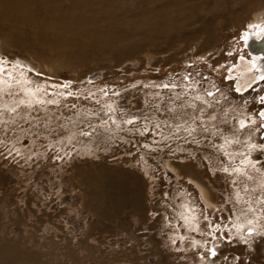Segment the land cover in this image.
<instances>
[{"label": "rangeland", "instance_id": "obj_1", "mask_svg": "<svg viewBox=\"0 0 264 264\" xmlns=\"http://www.w3.org/2000/svg\"><path fill=\"white\" fill-rule=\"evenodd\" d=\"M256 13L264 17V0H0V55L41 73L30 75L49 92L64 91L51 85L68 81L73 92L42 95L58 103L19 105L15 112L9 109L23 95L0 93V264H201L206 250L194 249L193 239L219 247L209 264H264V234L248 244L207 235L204 208L182 179L181 164L190 153L204 163L197 137L184 131L200 113L187 106L191 97L182 87H159L182 86L189 74L202 90L215 84L219 103L203 121L214 114L212 125L230 135L245 100L248 111L260 108L256 93H236L221 67L231 65L227 52L239 47L233 42ZM105 86L107 97L99 92ZM105 101L118 122L135 116L137 123L102 124ZM207 152L212 171L219 170L212 147ZM173 166L179 175L170 178ZM207 179L208 190H222V203L212 196L222 205L216 222L235 219L231 213L243 205L234 207L230 197L236 191L245 197V184L253 203L259 196L244 177L222 171ZM185 208L200 217L204 234L185 228L179 216Z\"/></svg>", "mask_w": 264, "mask_h": 264}, {"label": "snow or ice", "instance_id": "obj_2", "mask_svg": "<svg viewBox=\"0 0 264 264\" xmlns=\"http://www.w3.org/2000/svg\"><path fill=\"white\" fill-rule=\"evenodd\" d=\"M257 41L260 44V55H254L251 52L245 53V49L250 48L251 41ZM234 45H239L235 50L227 52L229 57H232V63L229 66L224 67L227 72L226 79L234 81V91L243 95V92L251 89L256 93L254 99L257 100L260 108L256 111H248L246 106L248 101H244L245 109L241 110L235 117V123L231 130L230 135H226L220 132L219 140L217 144L219 152L228 161L227 166L222 168V171L228 175L244 177L248 181H253L252 192L259 190V196L255 203L251 197H247L249 187L247 184L244 185L243 191L246 194L245 197L241 196L240 191H236L233 199V206L243 205L236 212L231 213L235 216L234 220H230L227 224L216 222L213 223L209 219V215L203 214V220L205 221V227L207 228V235L213 240L216 239H228L229 241L233 238L239 239L242 243L248 244L255 235L264 234V225H259V221L264 219V162L261 161L260 156L254 154L259 152L264 154V19L257 22H249L244 28L238 33L234 40ZM239 62V63H237ZM243 66L244 71L248 73L247 79L243 87L240 84V74L234 72L238 67ZM191 67V65H189ZM30 74L36 76L42 75L36 72L34 68L23 64L19 59L11 60L6 56L0 55V93L7 95H23V99L19 100V104L11 107L9 110L12 112L16 111L19 105H24L28 108H32L34 105L57 104L58 101L53 99H42L41 96H64L65 98L73 96L71 90V82H64L61 84H53L52 88L63 89L62 92H49L48 86L35 82L31 78ZM186 82L182 86L176 84H162L159 87L163 89H175L182 87L184 91L181 93L184 96H190L191 99L187 102V106L193 110H198L200 117H193L192 125L184 127V131L191 135L196 128L193 126L196 124L197 119L203 124L204 113L207 109L213 107V103H219L215 100L216 93L220 91L215 84L210 89L202 90L199 87V81H192L190 74L184 76ZM203 80L207 81V77H202ZM99 92L101 95L107 97L109 95L107 86L100 88ZM178 94L177 99H179ZM94 95L88 93V96ZM112 95H119L118 92H113ZM86 96L85 98H88ZM77 98H79L77 96ZM212 98V99H209ZM95 103L100 104L99 98L96 99ZM102 107L105 109V115L107 120H103L102 124L111 123L116 125L117 128L121 124L135 125L137 118L135 116L121 117L118 118L114 115L117 109L112 103L104 102ZM214 114H209L208 119L211 121L216 120ZM187 123V122H185ZM182 125H177L179 130ZM205 131L208 129L205 127ZM150 129L144 127L142 132H148ZM259 133V142L253 139L254 135ZM213 136L217 135V130H213L211 133ZM241 134H244V138L241 139ZM80 135L87 136L88 132H81ZM68 141L71 142L72 136L67 137ZM147 147V145H145ZM19 154V153H17ZM71 155V153H67ZM239 157V162H236V157ZM259 165V166H258ZM253 173L258 174L254 176ZM232 184L237 185V180L233 179ZM180 219L183 221L185 228L191 232H198L204 234L201 228L200 217L194 214V209L185 208L184 211L179 213ZM259 225V226H258ZM226 230V231H225ZM180 240H184V236L180 237ZM175 244L176 241H173ZM206 243L201 244L200 241L195 239L192 240V246L194 249L199 250L205 248V253H199V260L201 264H209V258L217 255L216 247H206Z\"/></svg>", "mask_w": 264, "mask_h": 264}, {"label": "flooded vegetation", "instance_id": "obj_3", "mask_svg": "<svg viewBox=\"0 0 264 264\" xmlns=\"http://www.w3.org/2000/svg\"><path fill=\"white\" fill-rule=\"evenodd\" d=\"M190 108V107H189ZM192 109V108H191ZM193 110V109H192ZM190 112L187 114L188 115V119H189V121H190ZM205 114V113H204ZM204 117H205V115H204ZM204 119V118H203ZM189 121H188V124H189ZM198 121H199V124L197 125V124H195V125H193L195 128H196V130L191 134V135H188V133L187 132H185V135L186 136H192V137H197V140H198V146L201 148V150L202 149H204V150H202V153L200 152V150H199V152L201 153V156L203 157V160H204V163L202 164V163H200V164H198V162H197V160L195 159V157L190 153L189 154V157L187 156V158L183 161V162H181V164H183L184 166H186V172H185V175L183 174V178L182 179H184V182L188 185V186H191L194 190H196L197 191V193H198V201H199V204H200V206L202 207V208H204L203 210V214H207V215H209V219L213 222H216V221H218V220H221L222 218V214H219V216H217L216 214V212L217 211H219L220 210V208L222 207V205L220 204V205H218V204H216L214 201H213V199L215 198V199H217V202L219 201V202H221L222 203V199H221V197H222V190H220V189H218V195L216 194V192H217V190L216 189H210V190H208V187H211L212 186V184L210 183V181L207 179V176L209 175L210 177H212V178H215L216 177V175H218V174H220V173H222V170H221V168H222V165H221V159H219L220 157H219V153L217 152V150L219 151V149H218V147H217V144L220 142V140H219V135H220V132H223V129H221L222 128V126L223 125H212L213 124V122H211V121H209V122H207L206 120L205 121H203V124H201L200 123V120L198 119ZM190 122H192V121H190ZM186 127L187 126H189V125H185ZM207 128L208 130L207 131H205L204 130V128ZM213 130H217V135L216 136H213L211 133L213 132ZM260 135V134H259ZM187 138L188 139V141H191L192 142V139H190V138ZM254 139V138H253ZM255 140H257L258 142H259V136H258V138H256ZM212 142V143H211ZM190 142H188V144H189ZM210 145H212V146H210ZM208 147H212V151H213V155H214V158L213 159H215V161H212V162H214L215 163V165H220L219 166V170H214V171H212V169H211V166H210V163H209V157H210V152L208 153L207 152V154H206V149L208 148ZM205 154V155H202V154ZM221 154V153H220ZM255 155V154H254ZM207 156V157H206ZM217 160H219V161H217ZM261 161L262 162H264V159L261 157ZM174 167V166H173ZM175 168V167H174ZM192 168H194V170H192ZM176 169V168H175ZM176 172L177 173H173V172H170V170H169V177L171 176V177H178V175H179V173H178V170L176 169ZM213 173V174H212ZM181 176V175H180ZM170 177V178H171ZM192 179V180H194V181H196V182H198L202 187H203V189L205 190V192H206V194H207V196H208V198L213 202V204L215 205V209L214 208H210L209 206H207L206 205V202H205V200H204V198H203V196H202V193L189 181V179ZM217 185L219 186V184L217 183ZM209 192V193H208ZM214 192V193H213ZM213 193V194H212ZM191 194V193H190ZM215 194V195H214ZM211 196V197H210ZM212 196H214V198L212 199ZM209 208V209H208ZM207 211V212H206ZM200 214H202V213H200ZM213 214H215L216 216L214 217L213 216ZM264 221V220H263ZM260 223H263V222H260ZM264 224V223H263ZM262 224V225H263ZM219 248V247H218ZM218 248H216V251H217V254L219 253L218 251H219V249ZM211 258H214V257H211Z\"/></svg>", "mask_w": 264, "mask_h": 264}, {"label": "bare ground", "instance_id": "obj_4", "mask_svg": "<svg viewBox=\"0 0 264 264\" xmlns=\"http://www.w3.org/2000/svg\"><path fill=\"white\" fill-rule=\"evenodd\" d=\"M261 19H264V17H262L261 16V13H256V14H254V17H253V20H252V22H257V21H259V20H261ZM253 41H255V40H253ZM250 44H251V48H253V43H252V41L250 42ZM254 55H260V53H253ZM239 72L242 74V76H241V78H240V84H241V87H243V85H244V83H245V80L247 79V76H248V73H246L245 71H244V68H243V66H240L239 67ZM238 72V71H237ZM194 181V180H193ZM193 184L197 187V189H199L200 190V192L203 194V190H202V187L198 184V183H195V182H193ZM204 195V194H203ZM208 201V200H207ZM210 202V201H209ZM208 203V202H207Z\"/></svg>", "mask_w": 264, "mask_h": 264}, {"label": "water", "instance_id": "obj_5", "mask_svg": "<svg viewBox=\"0 0 264 264\" xmlns=\"http://www.w3.org/2000/svg\"><path fill=\"white\" fill-rule=\"evenodd\" d=\"M252 43H253V48H251V47L250 48H247L248 52H251L252 54L253 53H260L261 54L259 42L252 41Z\"/></svg>", "mask_w": 264, "mask_h": 264}]
</instances>
